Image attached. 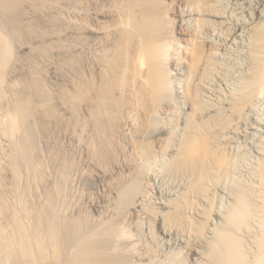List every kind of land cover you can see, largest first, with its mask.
Listing matches in <instances>:
<instances>
[{
  "label": "bare ground",
  "instance_id": "bare-ground-1",
  "mask_svg": "<svg viewBox=\"0 0 264 264\" xmlns=\"http://www.w3.org/2000/svg\"><path fill=\"white\" fill-rule=\"evenodd\" d=\"M52 1L0 0V82L2 79L5 80L4 74H10L13 77L14 74L16 75L17 67L22 66L19 59L22 55H17V50L20 52L24 49L28 50L31 47H28V44L31 43H28V40L39 39L38 45L31 48L32 50L30 49L37 55H43L46 46L52 44V42H48L50 44L47 45V39L50 37L45 39L47 30H44L45 28H42L37 21L41 5L53 4ZM68 1L71 16L68 24L71 37L68 58L70 60L68 61L71 62V66H69L73 71V76L71 75L69 80V89L63 90L58 97L60 101L66 103L64 107L72 116L70 117L77 120L74 122L79 121V124H85L84 127L87 126L92 139L95 138L94 147L93 141L92 145L88 142L90 147H93L92 153H95V156H101L104 152L109 154L112 150L111 155L113 149L116 152H121L123 146L119 142L121 140L119 133L126 125L133 128L137 123V117L140 119H137L139 122L136 129L138 128L139 130H137L141 131L140 134L145 137L143 128L147 125L149 127V124L154 125L152 122L155 115H158L155 114L157 104L163 103L166 99L176 102L172 101V95L174 98L179 95L177 93L178 81L177 72L173 71L177 70L178 66H184V69L190 74L191 80L186 83L184 100L179 103L190 104V106L192 104V110L195 109L201 114L205 113L209 120L204 123L200 118L198 129L190 135L187 134L188 137L186 136L187 138L182 140L181 150H179L181 152H178L180 156L177 154L176 158L177 160L179 157L180 161L185 160L187 163L189 161L188 165L191 168L195 163V175H192L195 177L192 185L188 188L189 191L187 190L188 192L183 194L185 196L180 202L177 201V203L179 202L177 205L174 204L175 207L182 208L190 206V199L195 197L194 195L199 198L196 218H193V223L189 224L191 219L188 223V227L191 225L189 228L191 230L189 235L191 234L193 239L191 242L194 243L193 246L190 242V244H186L190 250L187 251L191 259L190 264H264V158L258 157L259 160L256 164L254 163L252 169H249L248 173H251L249 180L244 182L238 180L240 183L237 181L234 190L227 199L228 204L225 206L226 208L224 207L220 220L213 219L217 206L215 204L216 190L224 176L231 171L229 170L231 166L228 155V146H230L228 144L233 140L231 132L241 134L243 128L248 129V126H242L249 121L245 122V118H248L245 117L248 115L246 111L252 108L256 96L264 95V56H262L264 53V0H237V2L242 1L250 4L248 7H244L246 14L243 11L240 13L237 11V9H243L242 3H238L240 8L225 13L222 10L223 7L219 6L221 9L214 7V4H211L212 0H191L189 3L191 4L190 12L200 16H198V24L193 30L182 26L184 11L180 12L181 8L179 9L182 0H83V5L79 4H82V0L80 2L79 0ZM79 15L82 17V21H77ZM211 23H219L222 27L219 35L220 43L218 42L215 48L227 50V46L232 45L235 39L242 34L248 39L247 44L251 50L249 56H252V58L250 57L252 62L249 59L251 64L245 73L239 74L241 76L236 83L231 87L226 83L229 86H227L228 90L231 89L227 90V95L225 94L227 88L222 87L220 81L215 83L212 80L214 83H211L208 88L213 92V96L204 100V98H200V90L203 86L200 81L206 82V84L209 82L207 78L210 74L207 75V72H211V75H220L222 78L227 70L225 65V68H218L217 62L211 57L212 51L207 52L213 50L214 47L209 46L207 41L205 43V41L197 40L201 31L206 30ZM180 35L192 36L188 39L191 47L181 44L183 39ZM78 37H81L80 41L77 39ZM182 48L185 50L183 55H186L189 64L185 60L181 63L180 60L176 62L184 57L179 53V49ZM81 54L84 57H81ZM173 55L177 56L176 60ZM22 58L21 62H24ZM236 61L238 60L236 59ZM35 65L32 64L33 68L27 77H20L21 79L14 81V84L20 82V92L17 89V93L11 94L16 91L10 90L12 97L8 100V105H5L4 114L2 113L5 119L3 122L0 121L2 122L0 123L1 132L7 136L9 142L8 149L18 157H20L19 154L26 155L25 153L32 143V131L35 129L38 104H43L55 117L58 115L54 106L49 103L50 96L47 94L40 96L39 92L35 90V87L37 88V78L35 79L34 74L37 66ZM244 66L247 67L246 64ZM20 73L22 72L20 71ZM235 74L237 75L236 72ZM220 76L218 77L220 78ZM216 79L218 80V78ZM4 82L6 81L2 83ZM11 82L6 84L8 90ZM13 87L11 86L12 90ZM2 92L4 91L2 90ZM248 113L250 114V111ZM256 119L258 120V118ZM250 122L253 123V121ZM256 126L257 124L254 125V129L257 128ZM249 127H252V124ZM227 133L231 135L225 136ZM139 146L141 147V144ZM143 147L146 146L142 145L141 148ZM145 149L147 150V148ZM137 153V159L131 158L133 165L131 162L129 163L132 166H128L129 164L126 163V167L125 163L123 164L126 168L123 177L125 182L135 181L139 176L144 175L147 164H149L147 162L149 161L148 154H151L150 151L147 153L144 150V152ZM26 158V156L24 159L19 158L23 160L17 158V161H22L21 166H25L24 168L28 166ZM186 162L180 166L185 165L186 167ZM191 173L194 172L191 171ZM123 185H125L123 182L117 184L116 192L118 194L123 192L126 196L134 192L133 189H136L137 186L134 185L132 188L131 185V189L128 187L127 190ZM55 189H57L58 195L60 191L58 188ZM192 194L194 195L191 196ZM54 196L56 195L54 194ZM51 203L46 208L36 207L31 226L28 227L24 223L19 224L14 237H5L1 235L2 230H0V249L5 250L6 260L14 257L18 259L19 264H127L129 256H124V258L117 256L118 258H116V256L114 257L115 253L112 255L111 251L110 253L106 251L110 247L107 246L109 239H106L110 227L106 223L95 228L90 217H62L58 211L54 210V204ZM178 207L177 209L180 208ZM113 225L115 224L113 223ZM162 229H160L161 235L164 230ZM108 233L110 235V232ZM124 250L127 249L123 248L122 252ZM122 252L118 254L120 255ZM109 254L113 257H109Z\"/></svg>",
  "mask_w": 264,
  "mask_h": 264
},
{
  "label": "rangeland",
  "instance_id": "rangeland-1",
  "mask_svg": "<svg viewBox=\"0 0 264 264\" xmlns=\"http://www.w3.org/2000/svg\"><path fill=\"white\" fill-rule=\"evenodd\" d=\"M68 2V0H53V4L49 3V5H47L48 3H46L43 4L44 6L41 5L42 9L40 8V15L37 16L39 20H36L39 22L42 28H45L44 30H47L48 34H45L47 35L45 36V39L50 37L47 39V45L52 42V44H50L51 46H46V48L44 49L45 51L42 53L44 56L37 55L36 53H34V51H30V49L38 45L39 39L34 38L33 40L32 38L31 40H28V43L31 42L30 45L28 44V47L31 46L28 48V50L24 49V51L21 52L17 50V55H22L21 58L23 57L22 60H24L25 63L23 61L21 62V58H19L20 64L22 66L20 65L21 67H17V69L15 70L16 75L14 74V76L12 77L10 74H4L5 78L4 76L2 77L5 80L2 79V82H6H0L2 83L0 84V121L3 122V120L5 119L2 113L6 108L5 105H8V100H10L12 97L11 94L17 93L21 88V85H19L20 82H15V84L19 86L17 87L14 84V81H18L20 77H27L29 71H31V68H33L32 64H36L35 66H37V68L34 70V74L35 79L37 78L36 86L38 90L36 87L35 90L39 92L40 96L45 94L49 95V103L52 104L54 106V109H56L55 111L58 112H55L58 114L57 117H55L53 113H50L44 107L43 104H38L39 106L35 119V129H33L32 131V143L27 153H25L26 155H24V153L19 154L20 157H18L17 154H13L12 152H10V150L8 149L9 142L7 140V136L5 134L3 135L0 129L1 235L5 237H14L15 231H17L18 229V225H21L22 223L30 227V223L33 218V212L36 207L40 206L46 208L50 204V202H52L51 204H54V210H56V212L58 211V214L60 213L59 215H61L62 217L68 218L87 216L90 217L91 222L93 220L92 224L95 226V228H99L101 224L106 223V225L110 227L109 229L113 230L112 232L114 233L113 234L110 230H108V232H110L109 235V233L107 232L106 239H109V241L107 242L106 240V242L108 243L106 244L108 247L112 246V249L110 247H107L110 250L106 248V251H108V253H110L111 251L112 255L113 253H115L114 257L116 256V258H118L119 256L123 258L124 256H129V258L127 257V264H190L191 259L189 253H187V251L189 252L190 250L188 248V245L186 244L191 243L193 246L194 243L191 242L193 240L191 238L192 235H189L191 231L189 228H191V225L190 227L188 226L189 224L194 222L193 218H196V208L199 206V198L197 195L192 194L191 196L194 195L195 197H191L193 200L190 199V206L185 205L186 207L182 208L179 206V208L178 206L175 207V205H177L180 200H182V198L185 196H183V194H185L187 190L189 191L188 188H190L194 181L195 176L192 175H195V163H193V161H190V163L192 162V165H194V167L191 165L193 167L191 168L188 165L189 161L188 163L185 160L180 161L179 157L177 159L179 161L177 162V164L175 163L177 161V154L181 152H179V150H181L180 145H182L181 143H183L184 139L187 138L188 135L192 134L196 129H198V123L201 121V119L204 121V123H207L209 121L208 116H205V113L201 114L195 109L192 110V104L191 106L190 104H180V101L184 100L183 96L186 91V83L191 80V76L189 73H187L188 71L184 69L185 67L182 65L178 66L179 68L177 67V70L175 69L173 71L175 73L177 72V93H179V95L175 98L174 95H172V101H176L177 103L171 102V100L166 99L164 102L162 101L163 103L157 104L156 108L157 110H159H156L155 114L158 115H155V122L154 120L152 122L154 123V125L149 124L150 126L148 127V125L146 126V123V127H144L146 129L143 128L144 135L146 134L145 137L140 134L141 131H138V128V130L136 129V125H138L137 123L139 122L137 121V119H140L139 117H137V123L133 127L134 129L126 125L119 133V139H121L122 141L119 139L118 140L123 146L122 151L124 150V152H116V150L112 148L113 152L111 153V155L110 152L112 150L109 152V154L104 152V154H102L101 156H95L96 154L92 153L95 138L93 137L92 139L91 133L89 132L88 128H86L87 126L84 127L85 124H83L82 121H80L82 124H79V121L75 123L77 120L71 118L72 116L64 107V104L66 103L62 100L61 102L58 97L62 94L63 90L69 89V80L71 79V75L73 76V71H71L72 69L70 68L71 62L68 61L70 60L68 58L70 56L69 43L71 40L68 27V24L70 23L69 20H71ZM190 2L191 0H182L179 9L181 8L180 12L184 11V20L182 21V26L188 27V29L193 30L194 28H196L195 26L196 24H198V19L200 16L198 14H194V12H190ZM238 3H242V10L237 9L240 8V4ZM79 4L83 5V0L82 4ZM211 4H214V7L216 8L223 7L222 10L225 13L233 11V9L236 8L238 13L243 11L244 14H246V9H244V7H248V5H250L242 1L237 2V0H212ZM186 10L188 12H185ZM81 19L82 17H80L79 15L77 17V21H80ZM218 24L211 23L206 28L207 31L202 30L199 38H196L201 42H208L209 46H211L212 48L214 47L213 50H208L207 52L212 51L210 53L212 55L211 57L215 62H217V67L219 66L218 68L224 67L225 65L226 68H224L227 69L224 72V78L222 77L223 79L220 75L218 76H220L221 79L217 76V74L211 75V72H207V75L210 74L207 78L209 82H207L206 84V82L200 81L201 85H203L200 90V98H204V100H207L213 96V92L208 88L210 87L211 83H214L213 81H215V83H219L220 81V85L222 87H225V89L228 85H230L231 87L234 83L237 82L242 73H245V70L248 69V66L252 62V56H249V54L251 55V50L248 46L249 44H247L248 39H246V37L242 34L240 35L241 37L238 36L239 38L235 39V42L232 43V45L229 44V46H231L232 48L229 46H227V50L224 48H215V45H217L218 42L220 43L219 35L221 34L220 30L222 29L221 25ZM49 32L51 33V36H49ZM189 37V35H182L181 38L183 39V43L181 44H185L184 46L186 47H191V43L190 41H188V39L192 38V36L190 38ZM77 39L80 41L81 37H78ZM179 53L184 56L183 54L185 53V50L183 48L179 49ZM80 56L84 57L83 54H81ZM262 56H264V53L262 54ZM173 57L174 60L177 59L176 55H173ZM236 59L238 61H236ZM249 59H251V62L249 61ZM179 60L180 63L184 60L185 62L187 61V64L190 63L186 59V55L182 59L176 60V62ZM234 62L235 64H233ZM242 62H246L245 64L247 67H245V64ZM80 65L82 66L81 63ZM227 65L229 66L228 68ZM233 65H236V67H234ZM81 66H79V68H81ZM20 71L22 73H20ZM235 72L238 76L235 74ZM212 76L216 77L213 78ZM216 78H218V80ZM9 82L11 83L8 90L6 84ZM226 83L228 85H226ZM11 86H15L13 87V90ZM206 87L208 90L206 89ZM2 90L4 92H2ZM10 90L16 92H11L10 94ZM227 90L228 88L225 92L226 95L231 89L228 91ZM260 95L261 98H259ZM260 95L254 98L253 102H255L256 105L255 103H253V106L251 105L252 108L246 111V114H248L249 116H245L248 117L245 118V122H247L248 120V122H256L254 124H257V128H255L256 130L254 129V125L252 122L249 123V125L252 124V127H249V125H247V122L242 126H248L247 130L249 132L245 130L246 128L242 127L245 131L243 132V130L241 129V134L237 133V135L233 132H231L232 135L229 133L225 134V136L231 135L233 138L231 143L228 144L230 145L228 146V155L230 156L231 167L229 168V170L231 171H229V173L224 176V179L221 180V184L216 190V203L215 201L214 203L217 206L215 205L216 209L215 213L213 214V219L216 221L220 220L222 212L224 211V207L228 204L227 199L230 197V194L234 190L237 181L239 180L240 182H244L249 180V176L251 173L248 172H250L259 158H264V95ZM256 99L257 101H255ZM158 105L160 106V108ZM248 111H250V114L248 113ZM256 118H258L259 121ZM82 125L84 128H81ZM195 126L197 127L195 128ZM89 135L91 138L89 137ZM86 136L89 138H87ZM121 136L123 137L121 138ZM86 141L88 146L86 144ZM92 141L93 147H90L92 145ZM88 142H90L91 145H89ZM140 144L141 147L142 145L146 146L145 148H147V150L144 147V149L141 148L139 146ZM124 146L126 149L124 148ZM137 147H139L140 150ZM144 150L147 151V153L148 151H150L151 153L148 154L149 161L147 163L149 164H147L144 175L139 176V178H137L138 180L134 179L135 181L125 182V178L123 177L126 172V170L124 169L126 168L124 166L127 167L126 163L129 164L130 162L133 165L132 160L137 159V152L141 153V151L144 152ZM259 151L261 154L259 153ZM261 151L263 152V154ZM134 155L136 156L134 157ZM25 156L27 157L26 159H28V166L26 168H24L25 166H21L22 161L19 162V160H23ZM132 157L133 159L131 160ZM149 157L151 158L149 159ZM17 158L23 159H19L17 161ZM185 162L187 163L186 167L185 165L180 166L182 164H185ZM131 164H129L128 166H132ZM122 171L125 172L123 173ZM191 171L194 173L192 174ZM142 178H145V180H143ZM139 180L140 182H138ZM239 181L238 183H240ZM121 182L125 183V185H128H123L127 190L131 185L132 188L134 187V185H137L136 189H133L134 192L130 193L131 196H129L130 194L126 196L123 192H120L121 194H118V192H116L117 184H120ZM55 188H58L60 191L58 195L56 193L57 189ZM122 193L125 196H123ZM54 194L56 196H54ZM177 201L179 202L177 203ZM177 207L179 209H177ZM152 209L155 210L153 211ZM107 217L110 220H107ZM95 219L97 220L95 221ZM190 219L192 222L190 221ZM112 222L115 225H113ZM160 226L164 229H162L163 235H161L160 233ZM186 229L189 230L187 231ZM122 242L124 245L122 244ZM117 246L118 248H116ZM123 248L127 249L124 250L126 252H122ZM119 252H122L123 256L122 254L119 255ZM110 255L111 254H109L108 256L113 257L112 255ZM8 260H6L5 250L0 249V264H19L17 258L15 259L13 257L10 258L9 261Z\"/></svg>",
  "mask_w": 264,
  "mask_h": 264
}]
</instances>
